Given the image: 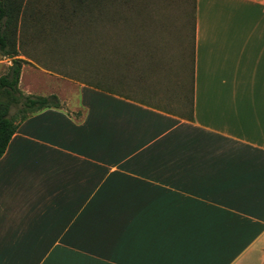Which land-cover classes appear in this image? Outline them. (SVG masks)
Instances as JSON below:
<instances>
[{"label":"crops","instance_id":"obj_1","mask_svg":"<svg viewBox=\"0 0 264 264\" xmlns=\"http://www.w3.org/2000/svg\"><path fill=\"white\" fill-rule=\"evenodd\" d=\"M191 29L128 50L123 94L30 68L62 106L0 159V264H264V0H195ZM18 49L33 95L50 56Z\"/></svg>","mask_w":264,"mask_h":264},{"label":"rangeland","instance_id":"obj_2","mask_svg":"<svg viewBox=\"0 0 264 264\" xmlns=\"http://www.w3.org/2000/svg\"><path fill=\"white\" fill-rule=\"evenodd\" d=\"M91 3L93 9L85 10L75 0H25L24 11L12 29L13 32L16 25L13 35L16 46L20 44L27 56H35L40 51L47 53L48 46L53 56L48 50L49 59L41 55L27 65L24 90L30 78L33 96H46L53 91L54 84L41 75L35 77L30 68L62 76L75 72L79 64L82 77L75 79L89 80L123 94L128 80V50L139 54L144 44L155 48L164 41L174 42L177 37L192 38L194 0H103L102 3L91 0ZM29 37L35 39L32 41L40 50H32L37 45L23 48L24 40ZM67 38L71 40L68 43ZM77 38L81 39L76 41ZM0 62L1 77L8 72L11 60L0 54Z\"/></svg>","mask_w":264,"mask_h":264},{"label":"trees","instance_id":"obj_3","mask_svg":"<svg viewBox=\"0 0 264 264\" xmlns=\"http://www.w3.org/2000/svg\"><path fill=\"white\" fill-rule=\"evenodd\" d=\"M98 1L103 2V0ZM75 3L80 9H93L91 0H75ZM24 8L25 0H0V54L2 57L11 60L8 72L0 77V159L6 153L13 136L23 121L35 113L51 108L60 109L62 106L56 95H25L20 89L22 69L27 61L19 58L20 52L13 36L16 33V25L13 32L12 29L16 19L22 15ZM99 8L102 9L103 6L101 5ZM99 8L97 9L99 10ZM82 13L83 11L77 14ZM79 39L81 38H77L76 41ZM66 41L68 43L71 40L67 38ZM68 48L71 49L69 45ZM86 81L90 82L89 80ZM99 86L102 85L97 84L96 87ZM14 109H16L15 112H13Z\"/></svg>","mask_w":264,"mask_h":264}]
</instances>
